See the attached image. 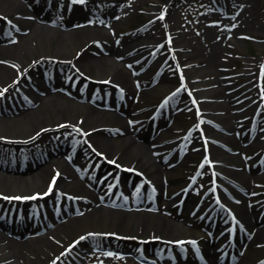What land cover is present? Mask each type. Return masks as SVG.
<instances>
[{"label": "rangeland", "instance_id": "1", "mask_svg": "<svg viewBox=\"0 0 264 264\" xmlns=\"http://www.w3.org/2000/svg\"><path fill=\"white\" fill-rule=\"evenodd\" d=\"M127 1L128 4L126 3V6L124 5V7L119 9V4H116L117 1L115 0H86V4L80 7H76L79 0H75V2L71 0L69 3L66 2V0L65 2L63 0H56L54 2L52 0H47V5H44L45 8H42L43 12L42 9H40V11L47 18L51 19L55 12H65L66 10L69 19L65 16L64 21L67 23L68 20L70 22L73 20L74 14L85 11L80 19L82 24L75 23L78 25L76 29H102L105 38L110 40H120L122 38L133 39V43L137 46L136 55L147 53L152 48L154 41L163 42L162 49H160L163 50V53H167L166 56L165 53L157 56L153 54L152 56L145 57L144 60L140 57V59L132 57L124 60L122 57L121 59H117L107 54L105 45L97 47L92 46L88 48L87 52L81 55V58H88V60L84 62L85 67L73 63L67 64L58 56H47L48 58L42 60L40 63L38 62L39 64H37V66H30L25 74L18 71V65L27 63L28 61L32 62L31 59H36V57H38L36 56L38 50L32 48L31 38L27 36V32L32 28V24H30V21H27L30 18L25 12L34 13V8H32V2H24V10L21 12L19 11V13L16 12L18 13L17 17H19L22 22H17L18 25L15 26L19 27L15 29L12 28V31H8V36L4 37L5 39L3 38L4 40L1 41L8 44L6 47L9 50L6 56L9 59L4 58V54H0V63L5 64L14 72L12 73V78L5 79V85L1 86V88L5 86V90H7L6 87L9 85L8 88L10 87L12 89L9 88L6 93L0 96V159L2 157H7L10 152L13 154L14 151L18 149L23 159L28 160V162L34 159L35 162L39 159L40 153L38 152V146L40 143H43L45 145L44 147L51 152L56 150L57 144L55 143L57 140L60 142L62 141V143L68 147L69 145L66 143L69 138L74 140L75 137H81V135H84L83 139L71 144L72 148L70 149L72 152L87 155L95 160L88 163L87 167L90 170L94 167V164L124 166V164L131 163L129 161L133 148L142 149V151L150 155L152 159H157V157L160 156L163 158L164 165L168 166L170 187L166 192V197L163 195L160 199H157V203L160 204V207L157 208L156 213H150L151 219H155L157 215L164 216L168 219L180 215L182 220L186 218V222H189V224L187 223L185 226H189L191 232L200 234L202 238L211 228L207 225L206 229V224L199 220L197 215H192V207L194 208L197 205L196 201H190L188 208L180 211L179 207L175 205L176 201L172 197L173 194L177 197V195L181 193L180 191H182L187 182L190 171L195 169L198 160L203 154V148L207 145L204 141V134L199 130V111L200 109H204V104L214 105L219 102L217 99H212V97L204 100L201 99L200 101L198 96L208 91L211 93V91L216 89V86H214L215 84L205 85L214 80V76H216L224 86L232 85L233 90L238 89V91L234 93L232 104H242L248 97V93L244 92V88L247 87L250 81H260L262 78V74H260V67L262 64H260L259 61L264 59V0H217V3L212 0H170L171 7L173 6L174 11H170L171 9L169 6L164 13L165 17L163 16V19L154 22V30L152 33H150L149 30V27L152 26L151 18L153 16H158L157 11L162 4L166 3L168 0ZM49 2H53V5L50 6ZM218 2L220 3L218 4ZM10 8L15 9L13 5H8L6 1L0 0V11L7 12ZM126 8H131V11L127 15H124ZM76 11L80 12L76 13ZM99 12L102 18L106 17L113 22L115 28L113 32L112 30L106 31V26H103L105 25L104 23H98L100 17L97 13ZM173 13L176 31L173 29L174 31L172 32L167 28L166 22L164 23V21H168V14L172 16ZM36 16L37 14L35 17ZM7 18H9V16L5 17V15L3 16L0 14V22L5 21L4 23L7 24ZM10 18L13 17L10 15ZM23 21L27 22L24 23ZM33 21L37 24L46 26L43 21ZM167 33L171 35V39L168 40V43L165 41V35ZM225 33L228 34V40L230 39L233 41L236 39L240 44V48H233L229 43L223 41ZM235 33H242L243 35L238 36V34ZM176 35H181V37L175 38ZM214 40L219 42V44L221 42L220 49L224 51L222 53L218 50L219 54L217 57L222 58L226 56V59H228L227 65L220 66V68L218 67L219 69L208 65L202 60V58H207L208 55H210L208 54V47H210ZM181 44L186 45L187 48H177V46ZM190 52H195L196 56L194 61H190L186 58V54ZM216 52L217 51L214 52L212 57L217 55ZM128 53V49H126L123 55ZM69 54L73 55L72 52L68 51V55ZM167 57L169 58L167 59ZM163 59L165 60L163 61ZM114 61H117L119 67L130 77V82L135 89L133 96H125L123 88L119 87L117 85L118 83L111 80L113 77L108 70V66ZM248 61H252L253 64L250 65L247 63ZM33 62H36V60ZM95 62H98V66H95L94 70L89 71L91 75H88L89 66ZM99 62H104L105 66H102ZM54 65H57L59 69L68 67V71L72 73L67 72V74L69 73L68 75L66 74L67 78H65V74H62L60 80L54 79L53 81V79H51V81L46 82L42 79H36L39 74L50 70ZM151 66L152 71L149 70ZM247 67H250L251 70H247ZM214 69H216V71ZM181 70H183V72ZM210 70L213 73L215 72V74L206 75V72ZM225 70L226 73L222 74V71L224 72ZM168 75L169 79H167ZM20 76L24 79L23 82H18V80H16ZM71 76L74 79H72ZM181 76H184L186 79L185 85L176 94L172 95L162 107L167 108L169 106L168 103L172 101L178 102L180 98L185 101V104H182L183 106L176 109H172V107L168 109L169 114L165 119V125H161L163 121H159V119H161L160 117H162L160 114V117L158 116L159 119L157 118L158 122H149L148 117L152 114L151 111H153L154 106L170 87L177 85ZM48 82L51 83V85ZM18 85H21V87H17ZM64 85L65 87L72 86V88H75L77 91L93 90L94 92L106 93L111 96L112 100L110 106H89L90 108L96 109L105 118L107 117V119H103L104 123L102 125H98L94 128H97V133L104 139V144H99L92 139L88 140L89 138L85 137V133L90 131L87 128L92 126V124H99L101 121L96 123L87 119L78 118L74 115L65 116L58 111L55 112L53 107H49V110L43 112L42 117L36 118L29 127L21 129L9 127L12 125V120L18 119L23 115L21 110L26 109L25 112H33L37 108L38 101L35 103L32 99V103L31 100H28L26 97V100H24L26 94L27 96L28 94L33 96V93H36L45 99H51V97H53L58 99L59 102H63L64 99H71V96L67 94L64 89L59 90L63 88ZM38 88L41 91H37ZM53 88H55L57 92H53ZM188 88L191 89L190 93ZM42 89L50 91L52 93L51 96L44 94ZM259 91V89H255L253 95L256 96ZM243 93L245 94L243 95ZM14 102L21 103L23 105L22 108L17 105L13 107ZM118 106L120 109H118ZM253 110L254 108L251 107L249 109L248 106L243 105L239 108L238 112L241 113L238 122L240 131L235 134V142L230 143L226 147H222L216 142H214V145L223 149L226 159L229 162L224 172L225 177H220V181L225 185L228 191L233 190L235 192L228 198L236 208L238 217L242 218V211H245L247 207H249L248 204H250L255 210L253 216L255 217L258 212L257 220H260L264 219V212L259 210L256 200L258 198L260 200L263 197L264 175L261 174V170H258V159L254 157L255 155L251 154V151L255 147L264 145V137L258 138L259 134L256 131V133L253 134V137L255 136V141L253 142L251 141L252 138H250V136H252L250 131L253 127H258L259 125L261 130L259 131L258 129V131L264 132V115L258 114V112L254 115ZM168 121L169 123L171 122L170 124L173 127L167 126ZM1 122L3 124H1ZM206 123L208 122H204L202 125ZM46 124L55 125V127L52 130L43 129ZM3 125L5 127H3ZM216 129L218 136L223 138L221 134L222 131L219 128ZM187 131H189V140L193 145L188 144L187 146H181L180 140L183 138L182 134ZM33 134L35 135L30 141L23 140L25 137L22 136L29 137ZM147 136L152 140H156L155 144L158 146V149L152 150V148L155 147H152L147 141ZM52 137H55V139L57 138L56 142L52 140ZM130 137L134 140L133 145H128ZM242 144L245 145L243 147H246V150L241 151ZM60 146L62 147L61 144ZM114 151L118 152L116 153L117 155L110 157ZM158 151L160 153H158ZM208 151L212 153L210 148ZM260 151L261 148L259 149V152ZM178 157H180V160H178ZM132 166L134 167H130L131 170L136 168L135 170L133 169V171H141V177H150L148 173L141 170L140 166L135 163H133ZM81 167H83V165H81ZM210 168L212 169V165ZM81 169H83V177H80V179L84 178L86 188L91 191V193L89 192L92 198L90 200L96 202L98 199L95 200L94 194L96 195L97 192L90 183L93 184L96 182L94 179L97 171L91 174L90 170L88 171L84 167ZM251 170L252 175H250ZM206 173L211 174L210 171L208 172L207 169L202 168L201 174L195 179L188 194L192 195L193 193L192 196H195L198 190L207 186V181H205ZM131 174L136 173L132 171L121 172L120 180L124 182L121 184L125 190H127L125 181L132 178L130 176ZM45 176L47 177L44 182H48L52 179V175L49 177V173ZM217 178L219 177L217 176ZM30 190L31 189L27 191L29 192ZM217 190H219L221 194L223 193L220 188ZM7 191L9 190L0 189V197L7 196L5 194L9 193ZM62 191L71 196H75L76 193L73 186L65 187ZM32 193L33 192L28 193L26 197H32ZM47 198L50 202L56 201V198L52 195H47ZM243 200L246 201V204H244ZM39 201H42V204L47 203L44 199H24L23 201H19V203L20 205H37ZM67 205H71V207H80V203L77 201L74 202V205L72 202H69ZM167 205L169 207L166 209ZM63 216L65 217L67 215ZM123 217L122 214L116 215L114 217V223L118 224ZM70 219L71 218H69V220ZM53 222L55 221L53 220ZM86 222L90 223L91 221L86 220ZM244 226L245 233H240L239 237L245 240L247 235L252 236L253 227L250 225ZM60 227L61 236L57 237L63 243H68L71 238L80 234L81 231L76 223L70 227L69 223L66 222L63 227L62 225H60ZM50 230H53V228ZM93 233H95L94 230ZM101 233L102 232L98 233L100 236L86 235L83 237L84 239L77 240V243L74 245L75 247L83 246V251L80 252L79 256L85 264H148L137 261L135 256H133L134 254L138 255V253H136V247H139L137 244L138 242L136 243L134 239H117L113 237L115 233H111L112 236H102ZM185 233L186 231L184 228H179L170 236H183ZM216 233L215 231L213 235H216ZM2 234L9 236L6 232ZM14 238L19 241L17 237ZM207 239L208 237L205 239L203 238L201 242L206 243ZM258 240L256 245L247 246L248 249L244 252L247 258H254L257 260L264 258V231L261 232V236ZM41 242H43L42 239ZM245 242L248 244L247 241ZM28 243L38 245L37 240H28ZM151 245L158 248L159 242H153ZM172 249L173 247H170L169 252ZM53 251H57L55 245H53V250L49 251L48 248V253L41 256V264H45L46 261L51 258L50 256L51 253L53 254ZM109 253H111V255H109Z\"/></svg>", "mask_w": 264, "mask_h": 264}, {"label": "bare ground", "instance_id": "2", "mask_svg": "<svg viewBox=\"0 0 264 264\" xmlns=\"http://www.w3.org/2000/svg\"><path fill=\"white\" fill-rule=\"evenodd\" d=\"M8 3V5H13L14 8H10L9 11L7 12H2L0 11L1 15H5V17L10 18V15L14 18H7V24L4 22H0V36L6 37L8 36V31H12V28H17L19 26L18 23H21L22 20L17 17V14L19 11L21 12L24 10V2L26 1L27 3L32 2V8H34V13L33 12H25L26 15L30 18L27 21H30L31 29L27 32V36H29L32 42V48L34 50H38L36 56V59H31L32 62L28 61L27 63H22L18 65V71L22 72L25 74L27 70L29 69L30 66L39 64L42 60L47 59V56H58L61 59L64 60L67 64H76L80 65L82 67H85V60H88V58H81V55L87 52L88 48L90 47H97L100 45H105L107 54L110 56H114L115 58H120L121 57L126 60L130 59L132 57H135L136 53V45L133 43V39L131 40L130 38H122L120 40L118 39H107L104 36L103 30L102 29H96V30H89V29H69V26L72 27V25L76 23L82 22L81 15L83 13L76 14L75 18L72 21V24L67 23L65 21H59L56 24H59V28H51V27H46L40 24H37L33 20H39L41 21L44 17L41 14L40 9L43 8L44 4H46L47 0H39L34 3L32 0H4ZM53 2L55 0H52ZM117 1L116 4H119V9L121 7L126 6V3L128 2L127 0H115ZM128 4V3H127ZM53 3H51V6ZM164 9H167L170 6V11H174L173 6L171 7V2L168 0L166 3L163 4ZM131 11V8H126L125 9V14L127 15ZM18 12V13H16ZM36 12V13H35ZM89 12V11H87ZM86 12V13H87ZM37 14V18L35 15ZM174 13L172 16L168 14V21L165 20L164 23L166 24L167 28H169L172 32L175 29L174 25ZM165 17V16H164ZM26 20V19H25ZM159 18H154L151 20V27H149L150 33L153 32L154 30V22L159 21ZM26 21V22H27ZM32 21V22H31ZM26 23L25 21H23ZM174 29V30H173ZM238 34V36L243 35L242 33H235ZM227 33L224 34L223 36V41H226V43H229L231 47L233 48H240L239 42L234 39L228 40L227 39ZM181 35H176L175 38H179ZM5 39V38H4ZM135 39V37H134ZM25 44V43H24ZM221 44V42H220ZM220 44L219 42H216L215 40L211 43L210 47H208V57L207 58H202L204 62H206L208 65H211L215 68H220V66L227 65L228 59H226V56H223L222 58L217 57L218 52H224L220 49ZM26 45V44H25ZM154 46H156V50L152 51V54L154 55H159L161 53L162 46L159 41H154L153 43ZM160 45V46H158ZM178 47L182 48H187L186 45L181 44ZM0 54H4V58H7L6 54L8 53V48H4L2 45L0 47ZM22 48V47H21ZM161 48V49H160ZM128 49V54L123 55L124 51ZM176 49V48H175ZM219 50V51H218ZM68 51L72 52L73 55L69 54ZM216 52V56L212 57L214 55V52ZM193 52V51H192ZM187 53L186 58L189 59L190 61H194L195 58V52L194 53ZM164 54V53H163ZM167 53L165 52V55ZM75 55V56H74ZM138 56V55H136ZM139 57V56H138ZM221 59V60H220ZM36 62H33L35 61ZM38 60V61H37ZM39 62V63H38ZM250 65L253 64L252 61H248ZM262 66L260 67V73L262 74L261 78V83H256V81L252 82L250 81L247 85V87L244 88V92L248 93L247 98L244 100V103L242 104H235L233 105V100L234 93L238 91V89L233 90L232 85H226L224 86L223 84L220 83V81L217 79L216 76H214V80L210 81L207 84H215L216 89L209 91L207 93H201L199 95V100L201 99H206L209 97H212V99H217L219 101L218 103L214 105H206L204 104V109H201L200 115L198 118L200 119L199 123V130L202 131L204 134L203 137H205V140L208 144V150L209 148L211 149L210 156L205 160L203 166H207L206 168L212 171L215 177L216 186L220 187L224 193H228L229 195L234 194L235 192L233 190H229L225 187V185L220 181V177H225L224 172L226 171V165H228V161L226 159V156L224 154L223 149L216 147L214 145V142L217 144H220L222 147L228 146L230 143L235 142V134L239 132L240 130V125H239V120H240V114L238 112L239 108L243 106H248L249 109L252 107L256 110L258 108V114H263L264 115V59H261L259 61ZM30 64V65H29ZM102 66H105L104 62H99ZM119 63L117 61H114L111 63V65L108 66V70L111 73V76L113 77L111 80L118 83L117 85L119 87L123 88V93L125 96H133L135 93V89L133 88V85L130 82V77L119 67ZM249 65V66H250ZM98 66V62H95L94 64H91L88 69V75H91L89 71L94 70V67ZM218 68V69H219ZM251 70L250 67H247V70ZM82 70V69H81ZM216 71V69H214ZM183 72V70H181ZM12 71L11 68L7 67L5 64L0 63V96L3 93H6L8 86L6 87L7 90H5V86L1 88V86L5 85L4 80L9 79L12 76ZM67 72L72 73L71 71H68V67L64 69H59L57 65H54L51 67L50 70L44 71V73L39 74V76L36 78L37 80L42 79L43 81H51V79H61V75L65 74V78H67L66 74ZM68 73V74H69ZM226 73V70L222 74ZM67 74V75H68ZM211 70L206 72V75H213ZM75 76V75H74ZM192 77V76H191ZM12 78V77H11ZM72 79H74L71 76ZM101 78V77H100ZM115 78V79H114ZM14 79V78H13ZM47 79V80H46ZM76 79V78H75ZM169 79V75L168 78ZM185 80V77L183 78ZM18 82H23L24 79L20 76L17 78ZM252 80V78H251ZM14 81V80H13ZM49 83V82H48ZM51 84V83H49ZM17 87H21V85H18ZM166 87V86H165ZM200 87V86H198ZM172 88V87H170ZM12 89V88H10ZM255 89H260L261 92H263L262 96L260 95H253V92ZM5 90V91H4ZM21 90V89H19ZM41 91V90H39ZM43 92H46L48 95L51 96V92L48 90H43ZM243 93V95L245 94ZM251 93V94H250ZM176 94V93H175ZM30 96V97H29ZM25 97V96H24ZM26 98L28 100H31L35 103L38 101V106L33 112H25L26 109L21 110V113L23 114L20 118L12 120V125L9 127H17L18 129L21 128H26L29 127L30 125L33 124L36 118H41L42 113L45 111L49 110V107H53V110L55 112H60L61 114L65 116H76L81 119H87L93 122L98 123L101 121L99 124H92V126L88 127L90 131L88 133H85V137L89 138L88 140H93L96 141L99 144H104V139L99 136L97 133L95 127L98 125H102L105 119L102 114H100L96 109L90 108L89 106L85 105H77L74 102H76V99L73 100H66L64 99L63 102H59L58 99H55L51 97V99H45L36 93H33V96L31 94H26ZM33 99V101H32ZM170 98H168L169 100ZM237 99V97H236ZM180 101L183 102V99L180 98ZM14 102L13 105L14 107L17 105L18 107L22 108V104ZM169 106H174L177 104L176 101H172L168 103ZM181 104V103H180ZM89 107V108H88ZM10 113V112H8ZM60 114V115H61ZM104 119V120H103ZM152 119V118H151ZM149 119L148 121H154V119ZM158 121V119H155ZM204 122H208L205 125ZM235 122V123H234ZM1 124H3L1 122ZM7 125V124H6ZM43 126V125H42ZM60 126V124H59ZM3 127H5L3 125ZM7 127V126H6ZM46 130H52L54 129L55 125H50L46 124L44 126ZM219 128L222 132V137L220 138L217 133V129ZM30 135L29 137L27 136H22L25 137L26 141H30V139L34 136ZM82 137L77 136L74 138H69L70 144L76 143L78 140H82ZM264 137V132H261L259 134V137ZM147 141L151 144L153 149H158V146L155 144L156 140H152L150 137H146ZM257 139V138H256ZM134 140L130 137L128 145H133ZM244 144L241 146V151L246 150V147ZM240 149V148H238ZM208 152V151H207ZM116 151L112 152V156L117 155ZM158 153H160L158 151ZM16 157L19 155V151H15ZM62 154H65L64 150H57L56 154H54L57 157H51L48 159V161L44 162L41 166H45V170H49L50 168L53 169V175L52 179L50 181L44 182L47 176H41L39 178H28L26 176H12V175H0V189L4 190H9L5 193L8 195V197L13 198L15 196H21L23 197L24 195L27 196L28 193L33 192L37 198L40 197L42 194L47 193V195H52L56 196L57 194H60L62 190L65 189V187L68 186H73L75 188V196L73 197L72 201H77L80 203L79 209L76 210L75 208L71 209V206L69 207L70 212L68 213V217L70 215H74L78 211H84V214L81 216H76L68 221L69 226H73V224H77L82 233V235H98L100 232H117V234H121V236L129 235V236H135L139 237L141 242L139 243L141 246L139 248H136V253L141 254L144 257V252L149 253V252H155V253H160L162 256L167 255L165 252V248L163 247H154L151 245L153 241L150 240V238H154V240H160L164 242L166 245L168 244L165 241H169L171 237V234H174L179 228H184L186 233L183 238H195L198 239V234L191 232L189 229V222H186V218L182 220L180 215L175 216L171 219H168L164 216L157 215L155 219H151L150 213L142 209H140L138 212H126L120 208H106L100 202H92L91 196L89 195V191L86 188L85 182L82 179H78V174L75 172L69 171L67 169V165L65 164V157H63ZM62 158V159H60ZM60 159V160H59ZM52 162V163H51ZM131 163H128L127 165L132 166L133 163L141 167V170L145 171L150 175V177H141L140 175L137 174H131L130 176L132 177L130 180H128L130 190L128 192V195L131 196L135 201L131 202L129 201L128 205L131 208H135L137 206L135 203L138 202L142 204L143 206L149 205L152 206L150 203H154L155 201L154 198L160 199L163 195H166V192L168 191L170 187V179L168 177V166L164 165L163 158L158 156L157 159L148 155L147 153H144L142 149L136 148L132 150V153L130 155V161ZM208 162L211 163L212 169L209 168L211 166L207 165ZM46 164V165H45ZM81 165H79L80 167ZM209 166V167H208ZM1 168L3 167L2 165L0 166ZM134 167V166H133ZM4 168V167H3ZM83 168V167H82ZM21 171V169H20ZM256 171V170H254ZM14 172V169L12 170ZM252 170L250 171V175H252ZM58 174V175H57ZM16 175V174H15ZM44 175V174H43ZM264 175V172L262 173ZM217 176L219 178H217ZM166 178V181H165ZM53 179H55V183L53 184ZM222 179V178H221ZM194 182V181H193ZM192 182V183H193ZM51 186V192H49V188ZM37 188V189H36ZM251 188V187H250ZM31 189L29 192L27 190ZM17 190V191H13ZM21 190V191H18ZM5 192V191H3ZM2 192V193H3ZM94 194V193H93ZM92 194V195H93ZM227 194V195H228ZM47 195L42 196V198H46ZM166 197V196H165ZM173 199L177 201L178 205L182 209H187L190 203V199L188 197L184 198L183 200L179 199L180 195H175L173 194ZM95 200L97 199V195L94 194ZM244 204H246V201L243 200ZM92 203V204H90ZM249 207L245 211H242L241 213V224L244 225H250L253 227V236L250 240V245H256L257 242L259 241L258 239L261 236V232L264 231V219L257 220V215L254 217V207L252 205L248 204ZM139 206V205H138ZM169 206L167 205L166 209ZM164 210V209H163ZM162 210V211H163ZM197 211L201 210V207L199 206ZM165 211V210H164ZM118 214H122L124 217L123 219L118 223H114V217ZM86 220L91 221L86 222ZM5 222V221H4ZM53 230H46L47 233L44 236V238H39L38 239V245H35L34 243H28L26 242H20L17 241L16 239L8 236H4L0 234V264H41V256L43 254L48 253V248L49 251L53 250V245L56 246L57 251H53V254L51 253V259L54 261L53 264H68L69 259L75 257L78 255L79 251L83 249L82 247H69L66 245V243L61 242V240L57 236H61V231H60V225H53ZM65 225V223L62 224V227ZM16 226V225H15ZM20 226L18 227H10V231L14 229H19ZM49 228V227H48ZM109 228V229H108ZM93 230L95 233H93ZM13 232V231H12ZM93 233V234H90ZM169 234V236H168ZM100 236V235H99ZM177 236H175L176 239ZM61 238V237H60ZM156 238V239H155ZM41 239L43 242H41ZM59 239V240H58ZM165 240V241H164ZM214 243H211V240L206 241V250L205 252L208 253H216L215 248H213ZM214 249V250H213ZM143 253V254H142ZM252 264H261L260 262L256 261L255 259L251 260Z\"/></svg>", "mask_w": 264, "mask_h": 264}, {"label": "snow or ice", "instance_id": "3", "mask_svg": "<svg viewBox=\"0 0 264 264\" xmlns=\"http://www.w3.org/2000/svg\"><path fill=\"white\" fill-rule=\"evenodd\" d=\"M75 2V0H74ZM79 2L83 3V0H79ZM161 19H163V17H161ZM58 175V174H57ZM55 183V179H53V184ZM51 186L49 188V192H51ZM45 195H47V193H45ZM4 199H16V200H20V199H37V196H32V197H13V198H9V197H4ZM81 239H84L83 237ZM182 243V242H181ZM194 243V242H193ZM109 255H111V253H109Z\"/></svg>", "mask_w": 264, "mask_h": 264}]
</instances>
